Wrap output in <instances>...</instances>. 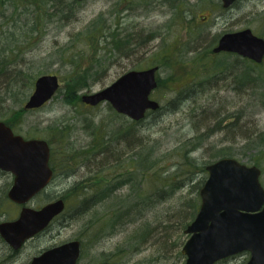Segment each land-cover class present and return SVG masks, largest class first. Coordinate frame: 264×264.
I'll list each match as a JSON object with an SVG mask.
<instances>
[{
	"label": "rangeland",
	"instance_id": "obj_1",
	"mask_svg": "<svg viewBox=\"0 0 264 264\" xmlns=\"http://www.w3.org/2000/svg\"><path fill=\"white\" fill-rule=\"evenodd\" d=\"M70 2L0 0V51L29 78L56 75L60 83L36 110L23 108L34 81L10 90L0 84V121L50 147L53 180L28 205L65 202L63 224L33 244L81 239L82 263L112 254L113 264H184V229L198 211L196 185L207 165L234 158L255 166L264 189V59L212 52L225 33L248 28L264 39V0H239L228 10L219 0H84L65 8ZM154 66L150 98L161 109L140 122L107 102L81 101L125 72ZM11 183L0 172V222L19 211L6 198ZM32 250L18 255L19 264Z\"/></svg>",
	"mask_w": 264,
	"mask_h": 264
},
{
	"label": "water",
	"instance_id": "obj_2",
	"mask_svg": "<svg viewBox=\"0 0 264 264\" xmlns=\"http://www.w3.org/2000/svg\"><path fill=\"white\" fill-rule=\"evenodd\" d=\"M219 1L223 9H228L237 0ZM212 52L233 53L261 63L264 39L248 28L225 33ZM157 70V66L130 70L103 89L83 95L81 101L90 106L107 102L116 113L139 121L147 111L159 108L158 102L150 98V93L157 87ZM58 88L56 75L37 77L23 108H40ZM49 151L46 140L25 139L0 121V171L12 176L6 197L23 206L15 220L0 223V236L15 249L45 229L64 209L62 199L39 209L26 206L52 179ZM205 169L207 178L198 192L199 209L184 229L188 235L181 248L184 264H215L242 252L249 254L245 264H264V189L259 182L260 170L233 158H221ZM78 255V241H71L45 251L30 264H75Z\"/></svg>",
	"mask_w": 264,
	"mask_h": 264
},
{
	"label": "flooded vegetation",
	"instance_id": "obj_3",
	"mask_svg": "<svg viewBox=\"0 0 264 264\" xmlns=\"http://www.w3.org/2000/svg\"><path fill=\"white\" fill-rule=\"evenodd\" d=\"M50 168L52 169V167L50 166ZM52 172H53V175H54V171L52 169ZM43 192V191H42ZM41 193V192H40ZM9 201V200H8ZM54 201V200H53ZM10 203L12 204H15L11 201H9ZM52 202V201H50ZM49 203V202H47ZM46 203V204H47ZM18 206L19 208V211H18V214L17 216L12 219V220H15L18 215H19V212L21 210V208L23 207L22 205H18V204H15ZM45 205V204H44ZM43 205V206H44ZM29 206V205H28ZM42 206H39V207H36L35 209H39L41 208ZM33 208V207H32ZM64 211H65V202H64V209L63 211L58 214L57 216H55L51 221L50 223L48 224V226L43 229L42 231L38 232L37 234H35L34 236H32L31 238L25 240L20 247H18L17 249L11 247L8 243H6L2 237L0 236V264H14L15 262H17L16 264H19L18 260V255L20 253H22L27 247H33V250H32V253L29 254V255H26V258H25V261H20V264H30L31 261L40 256L42 253H44L45 251L47 250H50V249H53L55 247H59V246H62L63 244H66V243H69L71 241H78V245H79V255H78V258L75 262V264H113V260H112V254L109 256V257H105L103 260H99L97 262H86V263H82L81 262V259H82V252H83V242L81 239H70V240H66V241H62V242H55V239L53 240L52 243L50 244H47L43 247H39V246H35L33 244V241L38 238L40 235L46 233L47 230L50 229L51 225L54 224V223H57V224H60L62 225L64 220H65V215H64ZM11 221V220H10ZM4 222V221H2ZM1 223V222H0ZM21 259V258H20Z\"/></svg>",
	"mask_w": 264,
	"mask_h": 264
},
{
	"label": "trees",
	"instance_id": "obj_4",
	"mask_svg": "<svg viewBox=\"0 0 264 264\" xmlns=\"http://www.w3.org/2000/svg\"><path fill=\"white\" fill-rule=\"evenodd\" d=\"M31 1L32 0H22L23 3H26V2L27 3L28 2L31 3ZM71 1L72 2H70L69 4L65 5V8L66 7L70 8L72 4L77 3L74 0H71ZM62 12L63 11H61V10H55V15H57L59 13H62ZM30 26H32L34 28V26H36V21L33 20V22H30ZM33 31H34V29H33ZM35 77L36 76H33L32 78H29L28 75H27V72L25 71V68L23 67V64L17 63L15 59H12L11 57H9L6 54V51H4V50L0 51V84L1 83L5 84L7 90H10V86L13 88L18 83H21L23 88H25L26 84H28L27 82H29V84H30L29 86H31V84L35 80ZM244 78H246V77H244ZM160 109L161 108H159L157 111H159ZM104 149L106 150L107 147L104 148ZM102 152H104V150ZM224 157H229V156H224ZM203 182H204V179H201V181H199L197 183V185H196L197 186V190L203 185ZM197 196H198V193H197ZM106 198H107V196L105 194H103V195L98 196V197H91L90 201H91V203L92 202L95 203V202L103 201ZM91 203H90V205H91ZM196 209H198V205H197ZM195 213H196V210L192 214V219L195 217V215H196Z\"/></svg>",
	"mask_w": 264,
	"mask_h": 264
}]
</instances>
